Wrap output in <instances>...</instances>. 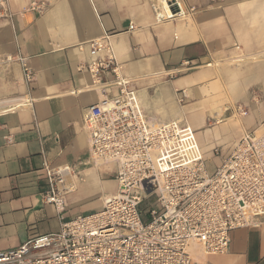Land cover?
Returning a JSON list of instances; mask_svg holds the SVG:
<instances>
[{
    "label": "crops",
    "instance_id": "0c3cea01",
    "mask_svg": "<svg viewBox=\"0 0 264 264\" xmlns=\"http://www.w3.org/2000/svg\"><path fill=\"white\" fill-rule=\"evenodd\" d=\"M33 1L47 9L30 12ZM182 2L192 15L158 23L156 0H9L13 18L0 19V253L61 229L43 201L45 162L82 179L65 199V221L100 212L118 191L119 165L94 163L83 127L85 109L119 93L79 70L90 41L110 37L146 120L189 127L210 174L246 134H264V0ZM19 58L34 74L28 85ZM184 62L189 70L175 73ZM23 97L32 105L11 102ZM193 264H264V222L233 231L226 254L194 248Z\"/></svg>",
    "mask_w": 264,
    "mask_h": 264
},
{
    "label": "built area",
    "instance_id": "2783aa9c",
    "mask_svg": "<svg viewBox=\"0 0 264 264\" xmlns=\"http://www.w3.org/2000/svg\"><path fill=\"white\" fill-rule=\"evenodd\" d=\"M46 9L40 1L29 6L34 13ZM153 10L158 23L194 12L182 0H156ZM12 18L9 0H0V19ZM134 29L132 25L130 31ZM109 39L87 44L90 59L79 70L88 72L102 90L110 85L119 89L117 96L104 97L83 112L94 163L119 165L118 191L104 199L100 212L65 221V199L82 179L72 167L54 168L45 162L43 201L55 207L61 229L0 253V264H193L194 248L206 256L226 254L233 231L259 228L264 222V134H246L210 174L189 127L146 120ZM19 62L28 85L34 74L25 59ZM190 67L184 62L174 72ZM106 74L112 82L103 80ZM11 102L33 103L25 97ZM5 104L0 101V111ZM236 112L248 115L243 106Z\"/></svg>",
    "mask_w": 264,
    "mask_h": 264
},
{
    "label": "rangeland",
    "instance_id": "374dc122",
    "mask_svg": "<svg viewBox=\"0 0 264 264\" xmlns=\"http://www.w3.org/2000/svg\"><path fill=\"white\" fill-rule=\"evenodd\" d=\"M211 166H212V165L209 163V164H208V168L211 169ZM146 207H147V205H144V208H143V209L146 210Z\"/></svg>",
    "mask_w": 264,
    "mask_h": 264
},
{
    "label": "bare ground",
    "instance_id": "6f19581e",
    "mask_svg": "<svg viewBox=\"0 0 264 264\" xmlns=\"http://www.w3.org/2000/svg\"><path fill=\"white\" fill-rule=\"evenodd\" d=\"M254 59H256V58H254ZM3 109V108H2ZM8 110V109H7Z\"/></svg>",
    "mask_w": 264,
    "mask_h": 264
}]
</instances>
